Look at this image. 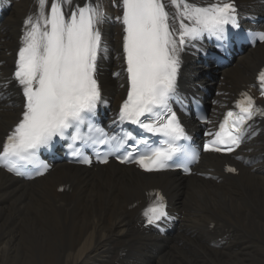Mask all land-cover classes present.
Wrapping results in <instances>:
<instances>
[{"label":"bare ground","instance_id":"1","mask_svg":"<svg viewBox=\"0 0 264 264\" xmlns=\"http://www.w3.org/2000/svg\"><path fill=\"white\" fill-rule=\"evenodd\" d=\"M120 1L98 0L107 17L101 25L107 51L101 56L100 72L105 93L114 100L122 97L125 87L108 72L123 66ZM260 1L238 0V5L264 14ZM5 2L12 3L0 27V81L11 80L22 20L39 6V0ZM83 2L73 0L74 5ZM112 45L115 50L108 49ZM247 56L241 71L251 76L264 61V45ZM202 71L191 52L182 85L207 83ZM235 88L232 83L223 89ZM13 97L11 105L0 106V142L20 113L17 91ZM259 141L253 150L264 153V137ZM254 167L256 172L245 169L239 178L224 179L219 185L193 178L184 189L187 199L180 201L179 192L170 186L183 183L166 182L175 207L184 213L180 232L167 238L143 228L138 210H129L155 181L149 175L121 170L93 173L67 165L27 187L0 170V264H264V161ZM65 181L75 184L73 192L56 193ZM213 222L216 227L210 231ZM215 234L225 237L221 246L215 244ZM122 248L128 252L118 260Z\"/></svg>","mask_w":264,"mask_h":264},{"label":"snow or ice","instance_id":"2","mask_svg":"<svg viewBox=\"0 0 264 264\" xmlns=\"http://www.w3.org/2000/svg\"><path fill=\"white\" fill-rule=\"evenodd\" d=\"M121 6L122 16L117 19L124 26L123 56L129 88L114 123L137 125L144 134L163 136V143L155 146L132 131L109 137L90 123L97 104L102 102L96 79L97 59L107 51L101 34L107 17L98 0H84L82 5H74L73 0H39L38 11L25 18L14 72L23 91V111L0 150V161L10 165L9 171L21 174L17 166L22 162L47 170L37 153L57 137L70 140V149L77 142L107 144L118 140L123 147L131 141L134 150L127 152L122 162L136 156L148 171L179 166L178 157L195 158L177 143L187 137L170 104L176 94L179 53L204 33L227 41L226 26L239 27L236 7L230 0L207 6L190 0H121ZM173 7L174 12L167 10ZM254 35L264 41V32ZM258 80L264 95V71ZM237 107L239 113L227 112L221 131L212 141L227 147L214 150L231 152L239 147L247 132L244 126L250 128L249 121L264 116V109L257 108L247 93L242 94ZM85 127L88 132L82 131ZM72 155L82 152L76 148ZM82 162L90 163L87 158ZM155 196L144 212L149 223L167 216L163 196Z\"/></svg>","mask_w":264,"mask_h":264}]
</instances>
